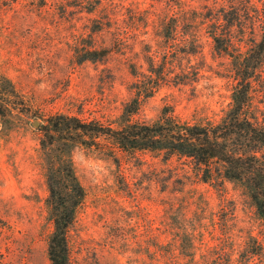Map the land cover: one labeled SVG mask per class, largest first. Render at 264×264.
<instances>
[{
	"label": "rangeland",
	"instance_id": "1",
	"mask_svg": "<svg viewBox=\"0 0 264 264\" xmlns=\"http://www.w3.org/2000/svg\"><path fill=\"white\" fill-rule=\"evenodd\" d=\"M261 6L262 0H0V72L22 99L18 111L0 117V264H50L39 145L49 115L115 126L152 64L164 78L132 120L151 122L166 105L182 120H219L235 79L232 58L216 49L211 32L228 30L234 50L245 53L260 36ZM89 49L108 53L79 61ZM262 70L252 92L259 115ZM106 144L71 152L85 198L68 231L70 264H264V225L240 183L216 175L204 181L184 156Z\"/></svg>",
	"mask_w": 264,
	"mask_h": 264
},
{
	"label": "trees",
	"instance_id": "2",
	"mask_svg": "<svg viewBox=\"0 0 264 264\" xmlns=\"http://www.w3.org/2000/svg\"><path fill=\"white\" fill-rule=\"evenodd\" d=\"M260 14V36L251 40L245 53L234 50L228 30L211 32L216 49L232 58L235 79L231 103L219 120H182L168 105L151 122L132 120L141 101L151 96L164 78L160 72L153 74L150 64V75L136 79L135 95L124 104L115 126L63 113L49 115L40 124L39 145L47 186L45 204L52 225L47 239L50 264H70L68 231L85 198L71 159V152L78 145L101 148L110 141L119 151L148 150L190 158L204 181L216 175L240 183L264 225V113L256 112L252 99L254 82L261 79L264 68V0ZM107 53V49H89L79 61L99 60ZM21 100L12 81L0 72V117L7 120L19 110ZM187 255L192 256V252ZM164 260L173 259L168 256Z\"/></svg>",
	"mask_w": 264,
	"mask_h": 264
},
{
	"label": "water",
	"instance_id": "3",
	"mask_svg": "<svg viewBox=\"0 0 264 264\" xmlns=\"http://www.w3.org/2000/svg\"><path fill=\"white\" fill-rule=\"evenodd\" d=\"M33 125H34V126H37V125H38V122L35 120V121L33 122Z\"/></svg>",
	"mask_w": 264,
	"mask_h": 264
}]
</instances>
